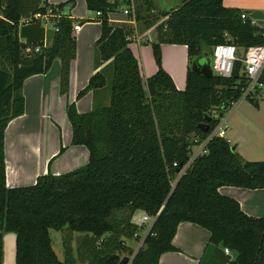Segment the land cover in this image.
<instances>
[{
	"label": "trees",
	"instance_id": "obj_1",
	"mask_svg": "<svg viewBox=\"0 0 264 264\" xmlns=\"http://www.w3.org/2000/svg\"><path fill=\"white\" fill-rule=\"evenodd\" d=\"M179 2L177 10L164 12L156 10L154 0H85L89 12L101 13L96 19L101 32L95 71L77 99L105 87L108 68L112 74L108 105L83 114L74 102L66 107L71 145L84 146L88 161L58 176L48 171L31 186L7 188L5 131L24 113L23 83L47 73L58 59L59 93L66 95L74 26L90 20L70 18L72 1L0 0V263L3 236L13 234L15 264H119L134 254L125 242L138 233L132 218L141 211L155 221L132 264H158L162 254L176 251L172 239L184 222L209 232L215 247L210 264H264V217L246 215L235 199L218 191L264 189V161L244 160L223 138L207 139L240 99L247 78L243 73L238 79L204 78L188 68L185 88L177 90L160 59L164 44L185 46L190 62L225 44L240 55L264 46V30L222 0ZM119 7H127L128 19L145 30L155 28L151 46L157 71L144 81L124 30L109 23L108 15ZM45 16L56 29L48 47ZM27 48L39 51L26 53ZM260 84L264 88V78ZM246 100L258 106L257 98ZM203 123L208 133L197 128ZM202 145L191 162L192 148ZM51 230L60 232L63 262L51 247Z\"/></svg>",
	"mask_w": 264,
	"mask_h": 264
},
{
	"label": "crops",
	"instance_id": "obj_2",
	"mask_svg": "<svg viewBox=\"0 0 264 264\" xmlns=\"http://www.w3.org/2000/svg\"><path fill=\"white\" fill-rule=\"evenodd\" d=\"M68 1H76L75 7L69 13L73 21L79 23L90 20L80 25L74 33L76 50L70 67L69 89L66 95H60V62L58 59L51 63L47 73L31 76L24 81L22 86L24 113L10 121L5 131L4 153L7 188L31 186L37 177L46 175L48 171L52 175L58 176L86 165L88 161L87 149L84 146L71 145V129L66 116V107L75 102L77 112L83 114L95 108L98 97L103 106L109 103V89L106 86L88 92L81 100L77 99L78 93L87 86L95 71L92 47L100 37L101 27L100 23L96 21L95 14L87 10L86 4L82 0H47L51 5ZM176 1L179 3V0ZM171 2L168 0L169 5ZM222 5L226 8L241 10L257 27L264 30V0H222ZM121 8L122 13L117 9L116 12L108 15V20L113 26H132L133 34L131 37L127 36L130 50L132 45L140 47L145 42L155 43V28L145 30L140 23L128 19L124 14L126 7ZM46 29L52 32L50 37L46 34ZM54 32L52 26L44 23V45L46 47L51 45ZM167 46L179 47L180 45H161L162 52L165 49L168 53L167 49H173L165 48ZM182 47L186 50L185 46ZM241 54L242 51L240 56ZM135 58L138 60L143 81L156 73V66L153 64L143 65L142 57ZM187 63L190 64L188 58L185 60L184 69L179 68L185 72V83ZM162 68L171 77L176 89L183 90L179 79L181 72L176 71L168 61L166 63L162 61ZM61 148L63 151L60 153ZM194 148L192 150H195ZM196 148L195 153H197L193 158L202 151V146ZM235 151L244 160H251L247 157L250 155L245 151L240 149H235ZM218 191L223 196L235 199L246 215L254 218L264 217V189L246 190L221 187ZM139 212L141 216H137L135 213L132 218L133 223L145 215L143 212ZM151 224L152 221L140 227L142 232L136 234L133 238L135 241L125 242L126 246L135 252L140 247ZM209 237V232L196 224L180 223L172 239V246L176 251L162 254L158 264H210L215 247L210 244ZM14 248L15 236L5 234L0 264H15ZM224 255L227 256L230 253L224 252Z\"/></svg>",
	"mask_w": 264,
	"mask_h": 264
},
{
	"label": "rangeland",
	"instance_id": "obj_3",
	"mask_svg": "<svg viewBox=\"0 0 264 264\" xmlns=\"http://www.w3.org/2000/svg\"><path fill=\"white\" fill-rule=\"evenodd\" d=\"M82 1L85 4V0H82ZM118 1H121V0H118ZM165 1L166 3H168V0H165ZM72 2L74 3L73 5V8H74L76 1H72ZM159 2H160L159 0H154L156 10L158 11L160 10L159 5H158ZM130 10L131 12H133L134 7H132ZM118 11L122 13V8L119 7ZM121 16H124V15H121ZM160 22L161 20L158 21V24ZM116 26H119V25H116ZM119 27H121L124 30L126 36L131 37V34H133L132 26L129 27L126 25H120ZM46 34L50 37L52 32L46 29ZM95 43L96 42H94V45L92 47L94 67H95ZM151 45L152 43L150 42H145L142 45H140V47H137L136 45H132L131 50L133 54L135 55V57H137L138 59L139 57H142L143 61L141 60V62H143V65L153 64L154 66H156ZM165 48H173V49H167L168 53H166L167 51H165V49L162 52V49H161V52H160L161 66H162V61L163 63H166L168 61L172 67H175L176 71L181 72L179 79L181 80L182 89L184 90L185 72L179 68L184 69L185 60L188 58L187 52L182 46H179V47L167 46ZM192 62L193 60L190 62V64L187 63L188 68H191ZM106 73H107V76L105 77L106 87L107 89H109L111 79H112L111 69L108 68V70H106ZM83 97L84 96H82L78 100H81ZM251 97L252 99L257 98L258 100L257 107L254 106L249 100L243 99L241 101L236 102L228 111L224 113V118H226L225 125L227 127L225 140L230 144L231 148L235 147V149H240L248 153L250 156H248L247 154L246 155L249 159H251L250 161L263 162L264 161V103H263L264 88L257 90V91H253ZM99 100L100 98L98 97L95 109L103 107V105L100 104ZM194 149L195 150H192V158L197 153V152L195 153L197 148L195 147ZM136 215L141 216V213L137 211ZM138 232L139 233L142 232V229H139ZM50 239H51V247L53 251L55 252L58 260L60 262H63L64 252H63V248L61 244L60 232L51 230ZM132 241H135V239H130V240H127L126 242L128 243Z\"/></svg>",
	"mask_w": 264,
	"mask_h": 264
},
{
	"label": "built area",
	"instance_id": "obj_4",
	"mask_svg": "<svg viewBox=\"0 0 264 264\" xmlns=\"http://www.w3.org/2000/svg\"><path fill=\"white\" fill-rule=\"evenodd\" d=\"M50 13V11H49ZM128 8L124 9V14L127 15ZM96 18L101 16L100 12H94ZM242 19H245L246 14H242ZM44 23H48L50 26L54 28V24L50 20L49 17L45 16L42 18ZM80 26L75 25L74 29L77 31ZM56 30V29H54ZM39 51L38 48L34 50L27 48L25 50L26 53ZM241 56L244 57L242 61L240 74L243 73L244 76L248 80L247 87L243 90L241 97L238 101L246 99L247 97L252 96L253 91H257L263 89V86L260 84V80L264 78V46H252L245 49ZM238 54V49L232 44H225L216 46L211 53V69L213 75H217L222 78H231L233 64L234 62L241 58ZM237 101V102H238ZM236 103V102H235ZM233 103V105L235 104ZM232 105V106H233ZM212 116L217 118V112L213 111ZM226 118L224 116L220 118L218 125L214 128V130L209 134L208 140L212 137H219L225 139L227 127L225 125ZM204 145H202V150ZM202 152V151H201ZM200 152V153H201ZM155 219L148 217L147 215L142 216L136 223H134L138 227H142L144 224L154 221ZM226 254H229L227 249L224 250Z\"/></svg>",
	"mask_w": 264,
	"mask_h": 264
},
{
	"label": "water",
	"instance_id": "obj_5",
	"mask_svg": "<svg viewBox=\"0 0 264 264\" xmlns=\"http://www.w3.org/2000/svg\"><path fill=\"white\" fill-rule=\"evenodd\" d=\"M159 1H160L159 2V7L164 12H171V11L177 10L180 7V2L178 3L176 0H171L172 2H171L170 5L168 3H166L165 0H159ZM243 60H244V57L241 56V58L237 59L234 62L233 70H232V76H231L232 79H238L239 78L240 69H241V65H242V61ZM190 69H191L192 73H194L196 75L203 76L204 78H211L213 76V72H212V69H211V58L207 54L199 56L195 60H193ZM210 120H211L210 116H206L205 117V121L206 122H209ZM197 128L203 133H208L209 132V126L206 123L198 125ZM231 151H235V147L231 148ZM193 159L191 160V162L193 161ZM154 221L152 222V224L150 226V229H151ZM150 229H149V231H150ZM149 231H148V233H149ZM147 234H146V236H147ZM144 239H143L141 245L143 244ZM141 245H140V247H141ZM140 247L134 252V254H133V256L131 258H128L127 256L122 257L120 262H119V264H132V261H133L135 255H136L137 251L140 249Z\"/></svg>",
	"mask_w": 264,
	"mask_h": 264
}]
</instances>
